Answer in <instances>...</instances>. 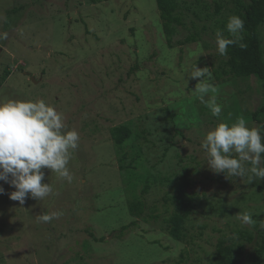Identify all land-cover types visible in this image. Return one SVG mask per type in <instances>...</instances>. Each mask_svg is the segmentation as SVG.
<instances>
[{"label": "rangeland", "instance_id": "1", "mask_svg": "<svg viewBox=\"0 0 264 264\" xmlns=\"http://www.w3.org/2000/svg\"><path fill=\"white\" fill-rule=\"evenodd\" d=\"M176 2L169 47L156 0H0V264H219L223 237L251 263L264 91L227 73L225 47L249 0Z\"/></svg>", "mask_w": 264, "mask_h": 264}, {"label": "trees", "instance_id": "2", "mask_svg": "<svg viewBox=\"0 0 264 264\" xmlns=\"http://www.w3.org/2000/svg\"><path fill=\"white\" fill-rule=\"evenodd\" d=\"M93 3L110 0H92ZM157 9L162 21L163 31L166 35L169 47H172L173 37L178 26H182L181 19L176 15L178 4L176 0H156ZM264 25V0H249L244 7L243 13L238 18L240 35H228L225 40L227 54V73L237 78L255 77L261 84L264 91V47L261 37V28ZM187 41H190L189 39ZM10 73L5 71L2 80L4 81ZM264 114V105L259 107L253 114V119L259 125L262 150L259 153L262 164V175L258 192L264 196V123L260 120V115ZM131 136V130L127 126L115 127L112 130L113 140L117 145H122ZM185 181L178 184V195L174 197L176 208L168 220L169 235L181 241L184 236L185 224L192 214L194 202L197 197L186 196L184 190L189 186ZM144 205L141 202H134L129 206L132 216L138 218L143 214ZM264 224V209L262 215ZM136 225L132 221L123 226L121 233ZM121 235V234H120ZM232 239L221 238L217 244V258L219 264H235L233 260V246L230 245ZM252 241L251 238L248 239ZM264 258V230L260 234V244L255 250V255L250 264H262Z\"/></svg>", "mask_w": 264, "mask_h": 264}]
</instances>
